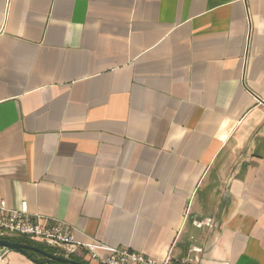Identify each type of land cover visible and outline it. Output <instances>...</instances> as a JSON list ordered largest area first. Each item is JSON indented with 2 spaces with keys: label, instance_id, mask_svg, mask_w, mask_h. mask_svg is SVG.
Wrapping results in <instances>:
<instances>
[{
  "label": "crops",
  "instance_id": "0c3cea01",
  "mask_svg": "<svg viewBox=\"0 0 264 264\" xmlns=\"http://www.w3.org/2000/svg\"><path fill=\"white\" fill-rule=\"evenodd\" d=\"M1 201L104 256L264 264V0H0Z\"/></svg>",
  "mask_w": 264,
  "mask_h": 264
},
{
  "label": "built area",
  "instance_id": "2783aa9c",
  "mask_svg": "<svg viewBox=\"0 0 264 264\" xmlns=\"http://www.w3.org/2000/svg\"><path fill=\"white\" fill-rule=\"evenodd\" d=\"M212 219L205 222H195L197 227L210 226ZM75 228L64 220L30 214L28 202L24 201L21 208L11 209L6 201L0 202V238L24 236L30 240L40 242L46 247H51L59 253L72 257L79 251L87 252L91 259L100 264H160L157 260L142 253H137L129 248L111 247L109 255L104 256L100 249L104 248L98 240L88 243L77 242Z\"/></svg>",
  "mask_w": 264,
  "mask_h": 264
},
{
  "label": "water",
  "instance_id": "95a60500",
  "mask_svg": "<svg viewBox=\"0 0 264 264\" xmlns=\"http://www.w3.org/2000/svg\"><path fill=\"white\" fill-rule=\"evenodd\" d=\"M16 237L21 238L19 236ZM16 237L0 238V248L13 252L17 251L36 264H53V262L59 264H89L87 262L77 261L74 258L59 253V251L54 252L37 244L31 245L23 241H15L14 239Z\"/></svg>",
  "mask_w": 264,
  "mask_h": 264
},
{
  "label": "rangeland",
  "instance_id": "374dc122",
  "mask_svg": "<svg viewBox=\"0 0 264 264\" xmlns=\"http://www.w3.org/2000/svg\"><path fill=\"white\" fill-rule=\"evenodd\" d=\"M19 237H21V238H24V239H27V240H30L29 238H27V237H24V236H19ZM33 241V240H32ZM35 242V241H34ZM36 244L37 245H39V246H41V247H45L46 249H50V250H52V251H56L57 252V250L56 249H54V248H51V247H46V245H44V244H42V243H40V242H36ZM76 258V257H75ZM77 259V258H76ZM78 260V259H77Z\"/></svg>",
  "mask_w": 264,
  "mask_h": 264
},
{
  "label": "trees",
  "instance_id": "16d2710c",
  "mask_svg": "<svg viewBox=\"0 0 264 264\" xmlns=\"http://www.w3.org/2000/svg\"><path fill=\"white\" fill-rule=\"evenodd\" d=\"M15 241L16 240H19V241H23V242H26V243H28V244H36L34 241H31V240H27V239H24V238H15L14 239ZM45 248V247H44ZM71 258H74V257H71ZM75 259V258H74ZM76 260V259H75ZM54 264H59V263H57V262H53Z\"/></svg>",
  "mask_w": 264,
  "mask_h": 264
},
{
  "label": "flooded vegetation",
  "instance_id": "af4514ba",
  "mask_svg": "<svg viewBox=\"0 0 264 264\" xmlns=\"http://www.w3.org/2000/svg\"><path fill=\"white\" fill-rule=\"evenodd\" d=\"M41 258V257H40ZM54 264V263H53Z\"/></svg>",
  "mask_w": 264,
  "mask_h": 264
}]
</instances>
